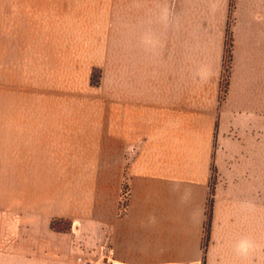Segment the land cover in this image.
Listing matches in <instances>:
<instances>
[{
    "label": "crops",
    "instance_id": "1",
    "mask_svg": "<svg viewBox=\"0 0 264 264\" xmlns=\"http://www.w3.org/2000/svg\"><path fill=\"white\" fill-rule=\"evenodd\" d=\"M45 2L47 13L110 15V24L112 15H124V25L110 28L127 30L117 43L125 47V65L111 61L108 108L96 114L93 146L64 153L60 189L33 181L31 131L24 139L29 153H16L14 214L45 221L36 233L52 238L58 259L47 264H83L104 245L113 247L118 264H264L261 97L252 116L231 119L219 100L223 43L212 54L215 84L199 90L180 84L181 71L166 54L172 42L177 49L170 54L196 60L192 38L147 36L219 30L222 41L232 16L234 54L259 58L264 0ZM6 5L30 13L44 2L1 0L0 7ZM124 196L127 210L121 213ZM54 220L69 221V232L52 230Z\"/></svg>",
    "mask_w": 264,
    "mask_h": 264
},
{
    "label": "rangeland",
    "instance_id": "2",
    "mask_svg": "<svg viewBox=\"0 0 264 264\" xmlns=\"http://www.w3.org/2000/svg\"><path fill=\"white\" fill-rule=\"evenodd\" d=\"M6 1L8 4L11 0ZM40 1L44 5L32 8L38 13L15 12L21 8L12 5L0 7L5 10L0 12L1 264H47L57 259L52 252V238L45 234L38 237L36 233L43 229L45 221L39 216L31 219L14 214L13 186L19 160L16 153H29L25 133L29 135L31 131L33 181L38 186L60 189L64 153L93 146L96 114L103 107L108 108L113 77L111 61L113 66L125 65V47L117 43L124 41L127 30L110 28L124 25V15H112L114 20L110 24V15L47 13L50 8L45 7L46 0ZM232 22L231 16L222 41L219 30H158L147 35L192 38L196 60L193 56L170 54L169 50L177 49L170 45L172 42H167L166 54L173 69L181 71L180 84L197 86L199 90L215 84L212 54L223 43L219 100L228 107L231 119L252 116L257 95L264 103V52L252 60L235 55ZM53 222L60 228L70 224L65 220ZM70 228L52 230L67 233ZM100 251L101 248L99 255ZM89 255L83 264H92L99 257Z\"/></svg>",
    "mask_w": 264,
    "mask_h": 264
},
{
    "label": "built area",
    "instance_id": "3",
    "mask_svg": "<svg viewBox=\"0 0 264 264\" xmlns=\"http://www.w3.org/2000/svg\"><path fill=\"white\" fill-rule=\"evenodd\" d=\"M121 213H125L127 210L126 199L121 207ZM114 250L111 245H104L101 248L99 257L94 260L92 264H118L114 258Z\"/></svg>",
    "mask_w": 264,
    "mask_h": 264
},
{
    "label": "trees",
    "instance_id": "4",
    "mask_svg": "<svg viewBox=\"0 0 264 264\" xmlns=\"http://www.w3.org/2000/svg\"><path fill=\"white\" fill-rule=\"evenodd\" d=\"M212 206H213V198H210V200H209V215L211 214ZM70 227H71V223L69 224V226L67 228H60L58 226L57 222L52 223V228L56 231H65V230L69 229Z\"/></svg>",
    "mask_w": 264,
    "mask_h": 264
}]
</instances>
